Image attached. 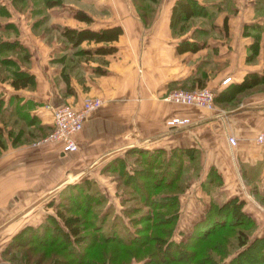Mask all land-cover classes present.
Masks as SVG:
<instances>
[{"label":"crops","instance_id":"0c3cea01","mask_svg":"<svg viewBox=\"0 0 264 264\" xmlns=\"http://www.w3.org/2000/svg\"><path fill=\"white\" fill-rule=\"evenodd\" d=\"M76 1L45 4L39 18L33 15L39 9L30 8L40 5L29 3L22 10L24 1L0 0L5 9L0 23L12 28L2 38L22 48L3 50L16 68H0V264H16L3 253L9 237L51 213L38 205L51 197L55 203L66 184L92 182L110 216L120 214L118 170L131 172L142 148L160 149L163 157L173 154L180 161L183 187L176 195L172 231L178 240L210 203L232 197L241 200L240 211L251 219L247 237L264 235V144L253 138L264 130V82L239 86L245 74L264 72L263 46L255 60L244 59L252 35L259 33L245 26L262 25V10L253 0H197L214 9L211 27L198 29L204 34L197 38L188 31L171 32L174 0H143L139 11L132 0ZM113 25L120 27L114 39L95 41L89 34ZM76 30L83 32L76 36ZM55 32L62 36L58 41ZM181 39L204 43L178 52L175 44ZM103 44L113 48L94 51ZM10 69L30 74L31 80L12 86ZM203 83L213 92L211 108L162 98L170 89ZM86 96L99 97L100 104L72 134L74 150L33 142L51 126L49 106L78 105ZM172 115L187 116L188 122L169 126L165 121ZM228 134L234 144L227 142Z\"/></svg>","mask_w":264,"mask_h":264},{"label":"trees","instance_id":"16d2710c","mask_svg":"<svg viewBox=\"0 0 264 264\" xmlns=\"http://www.w3.org/2000/svg\"><path fill=\"white\" fill-rule=\"evenodd\" d=\"M60 1H31L33 5H40V8L31 7L30 11L41 10L45 4L51 5ZM132 1L136 3L139 11V3L143 0ZM209 4L210 12L204 3L197 0H174L169 11L171 32L182 33L188 27L191 17L198 14L204 16L211 26L214 9ZM253 6L264 13V0H253ZM4 13L5 9L0 4V15ZM250 25L258 30L264 28V24ZM8 26L7 23H0V68H16L12 58L3 55V50L22 51L15 41L2 38L6 30H12ZM222 27L225 28L224 17ZM195 28L196 31L206 30L200 26L198 29L194 26ZM194 29L189 32L193 33ZM82 32L76 30L74 35ZM119 32L120 27L113 25L90 31L89 34L95 41H106L116 38ZM255 35L257 34L252 35L253 39ZM255 41L249 44L250 53H246L247 56L255 50ZM203 43L197 39H181L176 42L175 50L194 51ZM112 48L113 45L103 44L95 46L94 51L107 52ZM9 79L10 84L16 87L28 83L31 75L10 69ZM261 82H264V72H249L240 80L239 86L248 87ZM179 165L178 157H173V154L163 157L160 149H139L131 172L118 170L121 208L120 214L112 216L110 207L103 206L104 196L92 182L83 180L66 184L58 193L53 211L47 213L45 219L36 226H24L16 232L17 234L25 230V233L34 237L37 235V238L34 241H24V238L21 240L12 237L7 241L3 253L13 260L12 257L16 255L14 250L30 243V248L41 247L36 254L38 257L45 250L49 253L47 264H128L131 259H140V264H264V235L252 239L247 237L246 226L250 225L251 219L240 211L241 200L237 197L220 204L210 203L203 217L183 239L171 238L176 217V195L183 187L179 179ZM139 206H144L145 211L136 216L127 215ZM74 209L85 215L79 223L75 218L79 220L80 217L67 213ZM121 215L127 216L126 221ZM140 222L142 224H138ZM86 227L89 231L80 235L81 230ZM28 236L31 235L26 237ZM58 250L61 251L60 254ZM23 253L19 257L24 261L21 263L26 264L28 254ZM38 259L40 258H35L28 264H37Z\"/></svg>","mask_w":264,"mask_h":264},{"label":"built area","instance_id":"2783aa9c","mask_svg":"<svg viewBox=\"0 0 264 264\" xmlns=\"http://www.w3.org/2000/svg\"><path fill=\"white\" fill-rule=\"evenodd\" d=\"M228 78L229 76L222 78L220 83H224ZM163 98L174 103L196 105L203 108H211L213 105V92L211 88L206 86L173 88L166 92ZM99 104L100 99L98 97H87L78 106L61 102L50 107L51 126L49 132L35 142H43L48 139L56 142L61 141L62 151L74 149L75 143L71 137L72 134L79 130L84 115ZM165 122L169 126L183 125L188 122V117L173 115L167 118ZM253 138L258 144H264V130L255 132ZM226 140L229 144L235 142V138L230 134L226 136Z\"/></svg>","mask_w":264,"mask_h":264},{"label":"rangeland","instance_id":"374dc122","mask_svg":"<svg viewBox=\"0 0 264 264\" xmlns=\"http://www.w3.org/2000/svg\"><path fill=\"white\" fill-rule=\"evenodd\" d=\"M31 1H35V0H24V4H22V6H23V8H22V10H24V8L25 7H27V6H29V3L31 4ZM62 1V0H61ZM63 1H66V2H70V1H72V2H77L76 0H63ZM255 1H257V0H255ZM217 2H223V1H217ZM205 5H206V9H207V11L208 12H210V10H211V6H210V4L208 3V2H206V3H204ZM224 4H225V0H224ZM255 12H257V11H255ZM41 14H43V12H41L40 10L39 11H36V14H33V15H36L37 17L39 16V15H41ZM257 14H258V12H257ZM264 13H262L261 15H262V22H263V24H264V15H263ZM19 15H21V13L19 12ZM39 18H40V16H39ZM26 19V18H25ZM194 24H196V25H198V26H200V27H205L206 28V31H208L209 30V28L211 27L209 24H208V22L205 20V18H204V16H201L200 14H198V15H196V16H193V17H191V19H190V22H189V24H188V27L187 28H185V31L184 32H186V31H188V33L190 34V36H196L197 34H204V33H201V32H199V31H196V28H195V30L193 31L194 33L192 34V33H190L189 31H191L192 29H194L193 28V26H194ZM260 24V23H259ZM251 27V28H253V29H255V27H253V26H251V25H247V26H245L246 28L247 27ZM263 26V25H262ZM197 29H198V27H197ZM262 29V28H261ZM261 29H259V33H258V31H256V33L255 34H257V35H255V39H253V37H251V41L247 44V48L245 49V51L248 53H250V47H249V44L252 42V41H254V40H256L255 41V50L253 51V53L251 54V56H245V60L247 61V60H250V59H253V60H255L256 58L255 57H257V52H258V48L260 47V46H263L264 47V34H263V31L264 30H261ZM255 30H258V29H255ZM260 31H261V33H260ZM67 32V31H66ZM70 32V31H69ZM50 33H52V32H50ZM68 33V32H67ZM67 33H65V36H63V37H66L67 36ZM206 33V32H205ZM70 34V33H69ZM223 35V34H222ZM199 36L200 35H197V38H199ZM62 36L61 35H59V33H56L55 32V40H60V38H61ZM248 53V54H249ZM259 58V57H258ZM257 58V59H258ZM196 86H199V85H196ZM200 86H206V87H209V85H207V84H202V85H200ZM210 88V87H209ZM166 94V93H165ZM164 94V95H165ZM164 95L162 96V98L164 97ZM87 97H97V96H86V97H83L82 98V100H84L85 98H87ZM99 98V97H98ZM82 100L80 101V103L82 102ZM169 101V100H168ZM171 102V101H170ZM63 103H65V104H68V105H72V106H78V105H74V104H72V103H68V102H63ZM174 103V102H173ZM54 105H56V104H53V105H51V106H49V112H50V107H52V106H54ZM99 106V105H98ZM97 106V107H98ZM96 108V107H95ZM95 108H93V109H95ZM92 110V109H91ZM91 110H89V111H91ZM88 111V112H89ZM85 116V115H84ZM173 116V115H172ZM179 116H183V115H179ZM50 117H51V113H50ZM171 117V116H170ZM187 117V116H186ZM81 124H82V122H81ZM81 127V126H80ZM50 129V128H49ZM49 129L48 130H46L44 133H42L41 135H39V137H34L33 138V142L35 143V144H40V143H51V142H55L57 145H59V147H60V149H61V147H62V143H61V141H58V142H56V141H50L49 139L46 141V140H44L43 142H41V141H39V142H35L36 140H38L40 137L42 138V137H44V136H46L47 134H48V132H49ZM80 129V128H79ZM77 132V131H76ZM75 133V132H74ZM255 134V133H254ZM75 143V142H74ZM75 148H76V146H75ZM74 148V149H75ZM74 149H72V150H74ZM112 174V173H111ZM113 176V174L111 175V178H113V180L115 181V179H114V176ZM111 193V192H110ZM116 196V195H115ZM54 198L55 197H51L50 199H47V200H45V201H42L41 202V204L40 205H38V208H42V209H44V207H48L49 209H50V211L52 212L53 211V209H54V204L55 203H53V200H54ZM37 201H35L34 203H36ZM132 202V201H131ZM134 202V201H133ZM136 210L134 211V212H136V213H134V212H129V213H127V215L128 214H131V216H136L139 212H142L143 210L145 211V207L144 206H139V207H136L135 208ZM261 211L264 213V209H261ZM67 213H70V214H74V216H76V217H80L79 218V220H77V218H75V220H76V222L77 223H79L80 222V220H81V218H85V215L83 214V212H81V211H79V210H76V209H74V210H70V211H68ZM45 213H42V220L43 219H45V215H44ZM122 214V213H121ZM122 216V215H121ZM129 216V215H128ZM127 216H122V218H123V220H125L126 221V218ZM34 218H37V216H34ZM41 220V221H42ZM49 220V219H48ZM137 224V223H136ZM138 224H142L141 222L140 223H138ZM25 226H28V225H25ZM89 231V228H84V229H82L81 230V232H80V235L81 234H84V233H87ZM221 231H223V230H221ZM21 232V231H20ZM18 232L17 234L15 233V234H13L12 236H10L9 237V239H11L12 237H13V239L14 238H20L21 240L24 238V241H25V239H26V241L28 240V239H33V240H30V241H34L36 238H37V235H35V237L34 236H32V234H28V233H25V230L23 231V232ZM25 233V234H24ZM27 235H31V236H28V237H26ZM182 237H183V235H181ZM181 236H180V238H181ZM173 237H178L175 233H173L172 232V235H171V238H173ZM35 238V239H34ZM8 239V240H9ZM173 239H175V238H173ZM175 240H178V238L177 239H175ZM204 242V241H203ZM30 244V243H29ZM28 243H27V245H23L22 247H20V248H17V251L16 250H14V254H16V255H14V257H12V258H14L13 259V261H14V263H16V264H24V263H21V261L22 262H24L23 260H21L20 259V257H21V255L22 254H24L23 252H25L26 254H28V257L25 259L26 261L25 262H28V263H30V262H32L35 258L37 259V258H40V259H38V262H37V264H47L48 263V258H49V256H47V255H49V253L45 250V251H43L44 253H43V255H41V256H37L36 254H37V252L40 250V248L41 247H34V248H30V246H32V245H29ZM25 246H28L27 248H25ZM44 248H53V247H44ZM148 248V247H147ZM47 250H49V249H47ZM147 250V249H146ZM55 252V251H54ZM58 252V254H60L61 253V251L60 250H58L57 251ZM21 254V255H20ZM19 255H20V257H19ZM9 256V255H8ZM16 257H18L17 259H16ZM137 261H140V259H136ZM43 261V262H42ZM130 261H132V259L130 260ZM130 261L128 262V264L130 263ZM20 262V263H19ZM28 263H26V264H28ZM65 262H63V263H61V264H64ZM177 264V263H176Z\"/></svg>","mask_w":264,"mask_h":264}]
</instances>
